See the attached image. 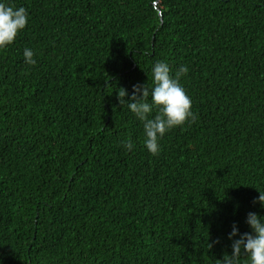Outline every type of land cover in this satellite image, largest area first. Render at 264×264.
I'll return each mask as SVG.
<instances>
[{
  "label": "trees",
  "instance_id": "1",
  "mask_svg": "<svg viewBox=\"0 0 264 264\" xmlns=\"http://www.w3.org/2000/svg\"><path fill=\"white\" fill-rule=\"evenodd\" d=\"M0 3L28 13L0 49V264L231 255L252 232L248 213L264 218L253 203L264 192V0ZM157 61L173 77L189 69L180 84L197 119L153 155L117 93L151 89Z\"/></svg>",
  "mask_w": 264,
  "mask_h": 264
},
{
  "label": "clouds",
  "instance_id": "2",
  "mask_svg": "<svg viewBox=\"0 0 264 264\" xmlns=\"http://www.w3.org/2000/svg\"><path fill=\"white\" fill-rule=\"evenodd\" d=\"M27 23L28 13L24 7L14 8L0 3V49L12 44ZM23 56L26 64L35 65L36 61L33 59L34 53L31 49L25 48ZM188 71L189 69L182 65L173 77L169 65L157 61L152 68L151 89L146 84L134 85L128 101L124 99L127 95L126 90L121 88L117 93L120 104L126 103L129 110L143 123L145 147L153 155L158 154L160 150L158 140L166 132L188 121L195 122L197 119L191 110L192 101L180 84L181 77L187 75ZM122 143L127 150L133 149L130 137ZM257 202L264 207V192H259L258 201H253L254 204ZM246 223L252 232L244 233L239 239L233 240L238 234L236 226L233 225L228 237L233 240L232 253L224 255L223 260H217L215 264H240L242 255L246 256L247 264H264V218L258 217L255 213H248ZM212 246L207 243L208 249Z\"/></svg>",
  "mask_w": 264,
  "mask_h": 264
}]
</instances>
